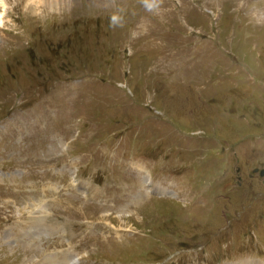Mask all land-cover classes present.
Masks as SVG:
<instances>
[{
  "label": "rangeland",
  "instance_id": "rangeland-1",
  "mask_svg": "<svg viewBox=\"0 0 264 264\" xmlns=\"http://www.w3.org/2000/svg\"><path fill=\"white\" fill-rule=\"evenodd\" d=\"M0 2V264L264 263V0Z\"/></svg>",
  "mask_w": 264,
  "mask_h": 264
},
{
  "label": "bare ground",
  "instance_id": "bare-ground-1",
  "mask_svg": "<svg viewBox=\"0 0 264 264\" xmlns=\"http://www.w3.org/2000/svg\"><path fill=\"white\" fill-rule=\"evenodd\" d=\"M1 1H6L7 2V0H1ZM21 1L22 0H16V2H15V5L16 4H19V3H21ZM52 1H54V0H35V2H38V4L36 3V4H34V5H32V6H28V7H34V8H36V6L37 5H41V4H44V5H49V3L50 2H52ZM57 1H59V0H57ZM111 1V0H110ZM71 2V1H70ZM99 2V1H98ZM71 4V3H70ZM107 4V3H106ZM110 4V3H109ZM6 5H8V3L6 4ZM52 6V5H51ZM12 7V6H11ZM152 8V7H151ZM6 11V13H7V11H8V8L5 10ZM11 11V10H10ZM14 11V10H13ZM171 11H172V8H171ZM5 14V13H4ZM9 16V15H8ZM144 18V17H143ZM146 20V19H145ZM148 20V19H147ZM143 23H145L144 22V20H143ZM2 25V24H1ZM142 25V24H141ZM146 25V24H145ZM137 28V27H136ZM5 29H7V28H5ZM139 29V28H138ZM137 29V30H138ZM136 30V31H137ZM135 31V32H136ZM148 33V32H147ZM145 35V34H144ZM149 35V34H148ZM116 179V178H115ZM131 179V178H130ZM113 181V180H112ZM117 181V180H116ZM118 182V181H117ZM121 183V185L123 184L122 183V181L120 182ZM127 184V183H126ZM116 185V184H115ZM119 185V184H118ZM114 187V186H113ZM156 189H155V188ZM108 188V187H107ZM116 188V187H115ZM146 188H147V190L148 191H154V192H157V193H162V192H165L164 190H163V188L160 186V187H157V185H155L154 183L153 184H150V183H148L147 185H146ZM157 188H159L160 189V191L159 190H157ZM112 189V188H111ZM125 189V188H124ZM129 189V188H128ZM127 189V190H128ZM166 189V188H165ZM119 190V189H118ZM126 190V191H127ZM133 190V189H132ZM106 191H107V189H106ZM109 191H111L110 189H109ZM113 191V190H112ZM119 191H121V189L119 190ZM122 192V191H121ZM116 193V192H115ZM134 193V192H133ZM106 194V193H105ZM111 194V193H110ZM118 194V193H117ZM135 195V194H134ZM103 196H104V194H103ZM102 196V197H103ZM124 196V195H123ZM122 197V196H121ZM124 197H126V195L124 196ZM123 197V198H124ZM109 198H111V196L109 197ZM118 199H119V197H118ZM108 200V199H107ZM115 200V199H114ZM109 201V200H108ZM107 202V201H106ZM115 202H117V201H115ZM112 208V207H111ZM113 210V209H112ZM101 228V227H100ZM7 229V228H6ZM6 231V230H5ZM12 231H11V229H8V231L5 233V235L6 236H8L9 238H11V233ZM27 234V233H26ZM28 236H25L26 238H29V234H27ZM20 239V238H19ZM9 240H11L12 241V239H9ZM21 241V240H20ZM22 241H25V240H22ZM15 242V241H14ZM12 249V248H11ZM38 251V250H37ZM40 262H43V260H39ZM48 263V262H47ZM50 263V262H49ZM230 263V262H229ZM51 264H53V263H51ZM76 264H77V262H76ZM232 264H264V263H262L261 261H239L238 263H232Z\"/></svg>",
  "mask_w": 264,
  "mask_h": 264
},
{
  "label": "water",
  "instance_id": "water-1",
  "mask_svg": "<svg viewBox=\"0 0 264 264\" xmlns=\"http://www.w3.org/2000/svg\"><path fill=\"white\" fill-rule=\"evenodd\" d=\"M258 171H259L258 168L254 169V172H258ZM260 175L264 176V168L260 170Z\"/></svg>",
  "mask_w": 264,
  "mask_h": 264
}]
</instances>
